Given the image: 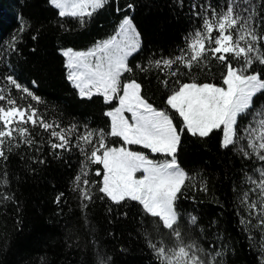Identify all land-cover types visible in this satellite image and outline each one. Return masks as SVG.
Here are the masks:
<instances>
[{
    "label": "trees",
    "instance_id": "16d2710c",
    "mask_svg": "<svg viewBox=\"0 0 264 264\" xmlns=\"http://www.w3.org/2000/svg\"><path fill=\"white\" fill-rule=\"evenodd\" d=\"M204 3L205 0H108L81 27L75 19L61 18L50 0H0V52L7 50L14 35L18 36L15 51L0 62V77L13 74L39 97L41 103L29 102L46 120L56 121L61 127L75 124L80 131L87 125L107 132L110 120L104 113L118 101L105 104L100 96L91 100L81 98L67 79L62 49L91 48L97 41L114 35L127 16L140 33V49L129 58L135 69L136 64L144 66L150 60L178 54L184 47L185 36L200 25L194 12H199ZM211 3L215 6L224 0ZM260 6L264 8V0ZM261 15L264 16V11ZM22 21L30 22L31 27L21 34ZM261 28L264 30V25ZM212 65L213 75L201 73L199 80L220 83L223 69L216 67L215 61ZM253 68L264 75V65L254 64ZM158 74L159 70L152 69L148 73L134 71L132 75L154 106L167 108L169 91L158 82ZM160 79L164 77L161 75ZM182 82H187V78ZM172 87L175 85L170 80L169 88ZM12 94L17 95L15 89ZM261 105L264 93L253 100L254 108ZM249 119L241 118L240 125ZM174 122H180L175 114ZM30 130L36 143L14 148L7 153L6 161H0V177L6 171L8 180L6 186L0 185V193L12 197L0 199V264H94L99 250L111 257V264H159L148 246L145 229L152 233L154 241L161 237L153 232L152 218L144 215L141 206L131 201L116 205L100 199L102 194L93 189L94 202L82 212L78 193L72 190V181L83 159L80 152L75 147L67 152L53 150L47 132L40 128ZM72 140L75 141V136ZM221 142L219 130L207 138L187 133L182 136L177 159L190 174H200L195 188H187L178 201L182 221L189 214L198 218L196 225L184 222L185 239L197 240L205 250L212 244L226 249L223 264H262L264 235L259 229H250L252 239H249V232L240 224V217L246 213L238 200L248 187L243 183L244 172L252 174L261 162L244 159L233 149L222 148ZM108 143L122 141L108 137ZM132 147L147 150L138 145ZM97 168L102 166L90 165L87 177L90 182H97L96 188L102 179L95 175ZM201 178L206 181L207 191L200 190ZM164 239L166 244L172 243L167 236Z\"/></svg>",
    "mask_w": 264,
    "mask_h": 264
},
{
    "label": "snow or ice",
    "instance_id": "6c2138e0",
    "mask_svg": "<svg viewBox=\"0 0 264 264\" xmlns=\"http://www.w3.org/2000/svg\"><path fill=\"white\" fill-rule=\"evenodd\" d=\"M107 3L108 0H50L61 18L75 19L81 27ZM261 3L262 0H224L214 6L211 0H205L201 10L194 12L200 25L185 36L184 47L178 54L150 60L144 66L136 64L135 69L130 66L129 58L140 49V33L127 16L114 35L97 41L91 48L62 50L67 79L81 98L91 100L100 96L105 104L118 101L117 106L104 113L110 120L107 132L87 125L80 131L75 124L61 127L56 121L46 120L29 102L39 104V97L13 74L0 77V161H6L7 153L22 144L31 147L36 143L30 129L40 128L49 134L51 149L67 152L75 147L83 157L80 171L72 181L82 212L94 202L93 189L102 194L100 199L116 205L136 202L144 215L152 218V230L161 237L154 241L152 233L145 229L148 246L159 264H223L226 249L212 244L205 250L197 240L185 239L184 222L196 225L198 218L189 214L182 221L178 201L187 188H195L200 174H190L182 168L177 153L185 133L207 138L219 130L222 148H231L244 159L261 162L252 174L244 172L243 183L248 187L238 200L246 213L240 217V224L249 232V239H252L250 229H259L264 235V105L253 107L254 97L264 93V75L253 68L254 64L264 65ZM192 7L195 9L196 5ZM29 27L30 22L22 21L19 33ZM17 40L18 36L14 35L7 50L0 52V62L15 51ZM212 61L223 69L220 83L198 78L201 73L213 75ZM152 69L159 70L157 80L169 91L167 108L154 106L142 94V84L132 75L134 71L148 73ZM184 78L187 82H182ZM170 80L175 87L169 88ZM13 89L17 92L15 96ZM174 114L179 117V124L174 122ZM243 117L250 119L241 126L239 121ZM108 137L119 138L122 143L109 144ZM132 145L164 159L150 158L144 151L132 150L129 147ZM90 165L102 166L95 171L96 176L102 177L98 188L96 181L87 178ZM7 183L5 171L0 185ZM200 190L207 191L203 178ZM0 199L12 197L0 193ZM84 218L87 223V216ZM165 236L172 241L170 245L166 244ZM261 252L264 254V246ZM94 264H111V257L99 250Z\"/></svg>",
    "mask_w": 264,
    "mask_h": 264
},
{
    "label": "rangeland",
    "instance_id": "374dc122",
    "mask_svg": "<svg viewBox=\"0 0 264 264\" xmlns=\"http://www.w3.org/2000/svg\"><path fill=\"white\" fill-rule=\"evenodd\" d=\"M132 23L134 24V22L132 21ZM135 25V24H134ZM135 28H136V26H135ZM136 31L137 32H139L138 31V29L136 28ZM215 34V33H214ZM65 49H68V48H64V49H62V50H65ZM73 49V48H72ZM74 50H76V49H74ZM77 51H80V50H77ZM118 105V104H117ZM116 105V106H117ZM126 115H128V116H130V114H128V113H126ZM132 150H135V151H144L146 154H149L150 155V158H153V159H164V157H161L160 158V156L161 155H159V154H151L150 153V151L149 150H137V149H134L132 146H129Z\"/></svg>",
    "mask_w": 264,
    "mask_h": 264
}]
</instances>
